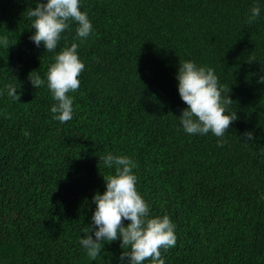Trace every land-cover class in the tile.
Instances as JSON below:
<instances>
[{
  "label": "trees",
  "instance_id": "trees-1",
  "mask_svg": "<svg viewBox=\"0 0 264 264\" xmlns=\"http://www.w3.org/2000/svg\"><path fill=\"white\" fill-rule=\"evenodd\" d=\"M40 2L0 0V264H121L119 240L96 260L80 244L115 173L100 163L109 153L136 163L150 216L175 225L165 264H264V0H80L92 32L81 39L72 22L54 51L30 40ZM73 43L85 68L61 123L47 71ZM184 61L213 69L229 93L238 118L223 137L185 132Z\"/></svg>",
  "mask_w": 264,
  "mask_h": 264
},
{
  "label": "clouds",
  "instance_id": "clouds-1",
  "mask_svg": "<svg viewBox=\"0 0 264 264\" xmlns=\"http://www.w3.org/2000/svg\"><path fill=\"white\" fill-rule=\"evenodd\" d=\"M260 7L254 6L247 20L252 24L260 15ZM28 17L33 19L35 33L30 37L37 47L44 45L46 51H54L61 34L75 22L77 36L86 39L92 32V23L87 13L80 9V0H47L35 8L28 9ZM0 44L9 47L8 38H0ZM78 45L73 43L56 57L47 71V87L57 102L51 108L53 119L66 123L72 119L73 99L68 95L80 87L78 77L85 68L77 55ZM254 61V60H253ZM29 74L34 88L39 89L45 81L39 75ZM178 91L187 108L179 117L187 134H208L223 137L230 125L237 120L236 113L226 114V106L233 103L229 96H222V88L214 70L197 66L193 61L179 63ZM264 82V76L261 77ZM8 96L20 100L17 88L8 86ZM27 136L28 133L26 132ZM245 142L255 140L253 132H245ZM219 146H222L218 141ZM114 174L103 175L106 191L97 192L92 202L95 211L91 217V233L80 240L87 255L96 260L101 254L105 242L121 241L120 261L124 264H143L151 259L152 264H165L161 258V249L167 250L176 245L175 225L169 216L151 217L150 207L137 190V177L133 174L136 163L129 157L111 153L100 157V163ZM99 163V164H100ZM99 167V165H98ZM125 221H130L125 226ZM94 233V235H93ZM126 249H128L126 251Z\"/></svg>",
  "mask_w": 264,
  "mask_h": 264
}]
</instances>
